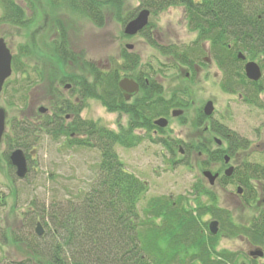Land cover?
Returning <instances> with one entry per match:
<instances>
[{"label":"trees","instance_id":"16d2710c","mask_svg":"<svg viewBox=\"0 0 264 264\" xmlns=\"http://www.w3.org/2000/svg\"><path fill=\"white\" fill-rule=\"evenodd\" d=\"M45 1L52 10L66 5L74 14L89 18L98 27H103L106 13L118 14L116 18L123 25L136 16L135 12L119 16L124 11V0H0V3L10 25L26 28L36 22L39 14L43 13L41 11L47 8H42ZM141 1L144 7L155 12L175 6L185 7L188 27L197 33L191 45H159L151 37V24L141 32L163 55L173 58L176 70L189 67L194 71V63H202L208 52L223 71V90L234 92L247 89L246 102L249 105L258 104L259 94L264 90L261 80L252 82L242 74V70L235 72L242 64L237 58L239 52L259 60L264 70V0ZM38 8V16L36 13L35 17H31L30 12L35 13ZM58 35V39L52 41L53 51L63 64L74 62L75 56L69 49L65 30L61 28ZM31 51L27 46L21 48L25 55ZM123 58V68L133 73L140 84V91L130 100L125 99L119 88L121 69L101 70L88 62L86 70L90 73L89 79L79 75L71 77L81 102L76 104L71 101L69 107L63 110L64 114L72 116L69 132L66 133L69 134L67 145L71 148H97L101 162L90 188L78 200H56L49 206L41 207V211L35 206L34 211L25 214L30 229L39 222L45 228L42 237L36 234L23 237L12 233V240L24 244L30 254L25 264H240L239 254L218 249L219 234L223 232L230 237H244L254 246H263L264 212L252 219L249 225L238 224L228 210L219 207L213 196L207 204L197 202L194 208L185 197L180 196L173 199L151 198L143 215L140 213L139 204L145 199L148 186L125 170L114 146H134L139 141L135 134L137 130L159 129L163 132L154 121L169 117L172 109L189 108L191 93L188 88L181 87L173 90L169 98L164 97V87L158 76L151 77L143 71L139 74L140 57L125 52ZM16 63L15 59L14 67L18 70ZM90 99L100 101L110 113L128 116V125L117 133L98 122L83 120L81 113L85 102ZM206 122L211 125L208 132ZM55 124L54 127L53 124L46 127L53 140L64 134L63 125L60 134L58 121ZM203 125L205 137H220L228 144L227 147L212 149V138L206 145L201 142L184 145L186 152L193 151L207 156L210 162L223 163L227 154L235 157L249 149L246 139L209 120L201 112L197 126ZM14 132L13 138L7 137L8 140L15 139L13 147H19L24 135L20 130L15 129ZM161 143L174 151V146L183 142L172 144L164 139ZM4 157L8 160L7 156ZM245 171L251 175L250 178L264 179V167L251 164ZM233 178L249 184L240 176ZM209 215L220 221L217 235L210 233L208 223L204 221ZM252 264L256 263L252 261Z\"/></svg>","mask_w":264,"mask_h":264},{"label":"rangeland","instance_id":"374dc122","mask_svg":"<svg viewBox=\"0 0 264 264\" xmlns=\"http://www.w3.org/2000/svg\"><path fill=\"white\" fill-rule=\"evenodd\" d=\"M122 4L124 11L119 14L120 17L133 12L138 14L143 9L151 11V37L159 45H191L197 37V33L188 27L183 6L155 12L144 7L141 0H124ZM44 7L47 8L41 14L39 8L35 13L30 12L31 17H35L36 13L39 17L26 28L10 24L0 28V36L5 39L13 54V63L16 59L18 67L0 94V107L6 109L9 122L7 134H12L13 124L16 125L21 118H30L33 115L34 110L31 107L38 101V107L48 106L43 91L47 93L56 88L69 98L71 93L60 86V77L67 74L72 78L79 75L89 79L90 73L86 70L88 62L101 70L112 67L121 69V79L130 78L138 82L133 73H128L123 68L124 53H133L141 60L138 72L143 71L151 77L158 76L164 87V97L169 98L173 90L181 87L188 88L191 93L189 108L172 109L169 117H163L169 120L168 126L161 128L163 132L159 129L137 130L135 134L139 141L134 146H114L125 170L148 186L145 199L139 204L140 213L143 215L147 202L154 197L173 199L183 196L194 208L197 202L207 204L211 200L210 196H213L219 207L228 210L238 224L248 225L255 211L246 204L248 194L243 197L236 196L237 187L242 186L237 183V179L231 182L225 180L223 174L228 168L225 163L210 162L205 155L186 152L184 145H195L199 142L206 145L213 138L212 149L219 147L215 142L217 136L207 138L203 133L205 126H197L205 105L208 101H213L215 112L209 120L224 125L249 142V149L240 152L239 157L231 164L237 170L251 164L264 167V90L259 94L257 105L246 102L245 90L225 92L222 88L223 71L215 61L209 62L211 56L208 52L204 57L206 62L199 63L195 72L189 70V67L181 66L182 72L176 70L173 58L163 55L141 34L133 37L125 35V25L116 18L118 14L113 12L106 13L103 27H98L89 18L74 14L66 5L52 10L45 1L42 2V8ZM0 12H3L1 3ZM61 28L66 32L69 49L75 56L74 62L63 64L52 49V41L58 39ZM128 45H133V49H127ZM22 46L30 47L32 51L22 54ZM240 67L235 74L239 70L244 73L243 64ZM262 71L261 84L264 89V70ZM38 72L46 80L41 86L39 83L35 84L36 78L42 75ZM174 110H182L184 114L174 117ZM81 118L98 122L117 133L129 121L128 116L110 113L100 101L92 99L85 102ZM164 139L172 144H184L179 143L177 147L175 145L172 151L161 143ZM67 143L68 140H53L42 134L36 144L37 151L31 160L29 174L23 180L7 166L2 156L6 145H0V262L25 264L29 260L30 254L25 245L12 240L13 232L23 237L35 234V228L30 229L26 222V213L34 211L35 206L36 210L41 211V207L49 206L56 200L76 201L93 183L101 162L100 151L92 147L71 148ZM227 145L223 141L222 148ZM205 170L221 172L215 185L211 186L204 177ZM223 180L226 183H220ZM259 184L264 189V182ZM260 199L263 200L264 195ZM213 220L219 221L210 215L204 218L208 228ZM218 249L239 254L240 264H252L248 254L255 247L244 237H230L222 232L219 234ZM255 262L264 264V257Z\"/></svg>","mask_w":264,"mask_h":264},{"label":"flooded vegetation","instance_id":"af4514ba","mask_svg":"<svg viewBox=\"0 0 264 264\" xmlns=\"http://www.w3.org/2000/svg\"><path fill=\"white\" fill-rule=\"evenodd\" d=\"M2 8H3V12L2 13L0 12V28H4L5 26L9 25V23H8V21L6 19V16H5L4 7L2 6ZM139 34H141V33H139ZM0 38H2V36H0ZM243 54L245 55V60H242V59L239 58V53L237 54V58L243 64V69H244V74L245 75H246V73H245V65L248 62H256L261 67V70H263L262 66H261V64L259 63L258 60L250 59V58H248L246 56L245 53H243ZM203 61L206 62V59L204 58ZM211 61L214 62L212 57L210 58L209 62H211ZM198 64H199V62H195L194 63V65L192 67L194 69V71H196V68L198 67ZM13 72H15L14 63H13ZM13 72H12V75H13ZM38 73L42 74L41 72H38ZM35 74L37 75V73H35ZM42 76H43V74L41 75V77ZM41 77H39V78L37 77L36 78V83L35 84L39 83L40 84L39 86H41V85H43V83L46 82L44 76L42 78ZM9 79H7L6 82L4 83L3 89L0 92V94L4 91L5 86H7ZM61 85H62V87H64L65 90L70 91L71 96L69 98H67L65 96V94L61 93L56 88H54L53 90L48 91L47 93L43 91V94L45 95L44 96V100H45V102L47 103L48 106L47 107L46 106L38 107V105L40 104V101H38L36 104H34L31 107L34 110L33 115L30 118H25V119L21 118L17 122L16 125L13 124L12 134H10V135L7 134V128L9 126V122H8V118H6V131L4 133V136H3V139H2V142L0 143V145L1 144H5L6 145V151L3 152L2 156L5 159L9 169L13 170L15 172V174H16V169L12 165L11 160H10L11 153L14 150H16V149L23 150V152L25 153V156H26V159H27V163H28V168H29V171H30L31 160L33 159V155L37 151L36 144H38L42 134H45V135L49 136V134H47V132H46V127H49L47 125L53 124V127H54L56 125L55 122L58 121L57 125L59 127L58 126L57 127L60 130V132H59L60 134H61L62 125H63V128H64V134H63V136H60L59 139L62 138L65 141L69 140V134H66V133L69 132V123L72 120V116L69 113H65L64 114L63 110H64V107H66V106L69 107V104H70L71 101H74L76 104H79L81 101H80V97L77 95L76 90H75L76 89V84L74 82H72L70 76H68L67 74H63V77H60V86ZM242 90H245L244 94L246 96L248 94L247 93V89H242ZM0 108H3V107H0ZM42 108H44L46 111L42 112L41 111ZM210 128H211V125L208 124V126H206V132L210 131ZM15 129L16 130H20L21 134L24 135V136L21 137V139L19 141V143H20L19 147H17V146L13 147L12 146L15 139H9L8 140L9 136L11 138L14 137L13 134L15 133L14 132ZM222 145L219 146V147H222ZM4 156H7L8 160H6V158ZM238 157L239 156H235V157H231L230 156L231 160H230L229 164L225 163V165L228 168L231 167V166L234 167V171H233L232 175L231 176H226L225 172H224L223 175H224V178H226L225 180L229 181V182H231L234 179H236V178H233V177L240 176V177H242V180H244V181L246 180L249 183V184L242 183L241 180H238V178H237V183L242 185V186H238L237 187L236 196L243 197L246 194H248V196H247V202L248 203H246V204L250 208L254 209L255 212H254V215L252 216V219H255V218L258 217L259 214H262L264 212V199L263 200L260 199L261 195H264V189L261 188V184H259L261 182H264V179L250 178L251 175H249V173H245L246 172L245 169L250 168L251 165L241 166L237 170V168L235 166H233L231 163L233 161H235L236 158H238ZM256 165H258V164H256ZM259 166H261V165H259ZM261 167H263V166H261ZM228 168H226V170ZM226 170H224V171H226ZM216 173L219 174V178L217 179V181H219L220 176H221V172L220 173L216 172ZM237 173H241V175H238ZM226 181H225V183H226ZM253 181H255V184L253 183ZM239 188L241 189V193H239V191H238ZM251 222H252V220L248 223V225L251 224ZM219 231H220V222H219ZM249 244L252 245L250 242H249ZM252 246L255 247L254 250L262 249L263 252H264V245L263 246H254V245H252ZM250 252H249V254H250ZM249 254H248V257L251 260V263H252V261H254V262L257 261L258 258H262V257L253 258Z\"/></svg>","mask_w":264,"mask_h":264},{"label":"water","instance_id":"95a60500","mask_svg":"<svg viewBox=\"0 0 264 264\" xmlns=\"http://www.w3.org/2000/svg\"><path fill=\"white\" fill-rule=\"evenodd\" d=\"M151 11L148 9H143L138 12L136 17L131 19L125 24L124 34L127 36H136L141 33L146 27H148L150 23ZM127 49L132 50L133 45H128ZM239 58L245 60V55L243 53H239ZM13 72V54L8 47L4 38H0V92L3 89V85L7 79L12 76ZM245 73L248 79L252 81H259L262 78V70L259 64L256 62H248L245 65ZM119 88L123 92L126 100H130L135 94H137L140 90V85L133 79L123 78L119 81ZM42 112L46 110L44 108L41 109ZM215 112V106L213 101H208L204 107V114L207 117H212ZM184 114L182 110H174L172 115L174 117H178ZM6 118L7 112L6 109L0 108V143L2 142L4 133L6 131ZM169 124V120L166 118H160L155 121V125L160 128H165ZM215 142L218 145H222V140L219 138H215ZM10 160L12 165L16 169V176L23 180L26 179L29 173L28 163L25 156V153L21 149L14 150L10 155ZM231 158L230 156H225V163L229 164ZM234 171V167H229L225 171L226 176H231ZM204 177L208 180L211 186L215 185L217 179L219 178V174L213 173L210 170H205L203 172ZM239 193H241V189H238ZM209 230L212 235H217L219 232V221L213 220L209 224ZM35 233L38 237H42L45 234V229L42 223H38ZM253 258L263 257L264 252L262 249H256L250 252L249 254Z\"/></svg>","mask_w":264,"mask_h":264}]
</instances>
